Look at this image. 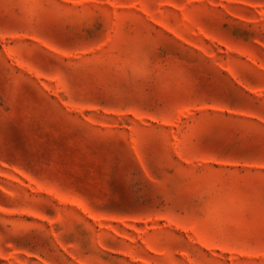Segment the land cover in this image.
<instances>
[{"label": "rangeland", "instance_id": "rangeland-1", "mask_svg": "<svg viewBox=\"0 0 264 264\" xmlns=\"http://www.w3.org/2000/svg\"><path fill=\"white\" fill-rule=\"evenodd\" d=\"M0 264H264V0H0Z\"/></svg>", "mask_w": 264, "mask_h": 264}]
</instances>
